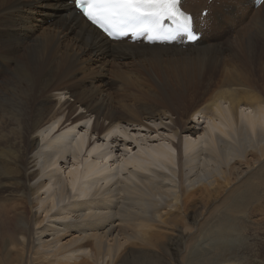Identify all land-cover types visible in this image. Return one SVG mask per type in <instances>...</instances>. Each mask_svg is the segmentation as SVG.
<instances>
[{
  "label": "bare ground",
  "instance_id": "obj_1",
  "mask_svg": "<svg viewBox=\"0 0 264 264\" xmlns=\"http://www.w3.org/2000/svg\"><path fill=\"white\" fill-rule=\"evenodd\" d=\"M254 5L181 0L200 39L149 44L0 0V264H179L264 200V59L232 61L264 53Z\"/></svg>",
  "mask_w": 264,
  "mask_h": 264
},
{
  "label": "snow or ice",
  "instance_id": "obj_2",
  "mask_svg": "<svg viewBox=\"0 0 264 264\" xmlns=\"http://www.w3.org/2000/svg\"><path fill=\"white\" fill-rule=\"evenodd\" d=\"M75 7L108 35H148L175 40L178 34L196 40L194 18L181 0H74ZM170 21V24H166Z\"/></svg>",
  "mask_w": 264,
  "mask_h": 264
},
{
  "label": "rangeland",
  "instance_id": "obj_3",
  "mask_svg": "<svg viewBox=\"0 0 264 264\" xmlns=\"http://www.w3.org/2000/svg\"><path fill=\"white\" fill-rule=\"evenodd\" d=\"M232 59L240 64L239 67H245L258 59L262 62L264 53L244 62H239L236 57ZM223 230L227 232L225 236H221ZM192 237H195L192 246L182 254L186 262L179 264H264V200L248 206L238 217H224L222 228L216 217L207 219L203 222L200 235ZM219 248H222L221 253Z\"/></svg>",
  "mask_w": 264,
  "mask_h": 264
}]
</instances>
